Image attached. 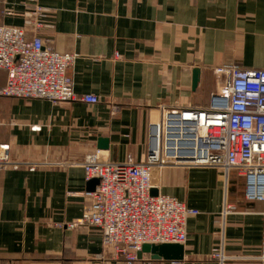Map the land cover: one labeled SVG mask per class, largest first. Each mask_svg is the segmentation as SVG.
Listing matches in <instances>:
<instances>
[{
  "label": "crops",
  "instance_id": "crops-1",
  "mask_svg": "<svg viewBox=\"0 0 264 264\" xmlns=\"http://www.w3.org/2000/svg\"><path fill=\"white\" fill-rule=\"evenodd\" d=\"M35 7L45 13L28 38L76 54L67 74L74 92L99 103L0 97V146L13 161L40 165L0 172V264H125L102 258L98 229L61 227L90 202L80 162L99 138L109 141L101 151L109 161H139L163 111L205 108L221 91L215 69L264 71V0H0V26L24 27ZM5 81L0 70V88ZM158 181L161 194L199 214L187 220L182 261L134 264H218L210 256L221 250L253 258L225 264H264L256 259L264 257V201L245 200L242 175L231 172L225 184L218 169L168 168ZM225 200L235 210L222 219Z\"/></svg>",
  "mask_w": 264,
  "mask_h": 264
},
{
  "label": "built area",
  "instance_id": "built-area-1",
  "mask_svg": "<svg viewBox=\"0 0 264 264\" xmlns=\"http://www.w3.org/2000/svg\"><path fill=\"white\" fill-rule=\"evenodd\" d=\"M44 10L35 7L24 16V27L0 26V70L6 81L0 97L44 100L52 103L80 101L96 105L94 95L77 96L68 71L76 54H60L27 29L37 31L36 18ZM35 18V19H34ZM222 80L219 93L211 94L205 108L163 111L148 127L147 150L139 161H109L98 150L87 153L80 166L86 182L98 179L81 218L61 227L75 230L94 227L101 236L102 258L134 264L145 244H180L187 240L186 224L198 211L189 209L173 197L161 194L159 180L168 168H212L221 170L225 184L231 172L245 178L244 198L264 201V71H245L236 65L214 70ZM117 109L113 110V113ZM39 164L13 161L8 146H0V172ZM157 195L152 196L151 190ZM235 207L225 200L221 218ZM264 262V257L256 258ZM210 260L251 261L248 257H228L221 251Z\"/></svg>",
  "mask_w": 264,
  "mask_h": 264
},
{
  "label": "water",
  "instance_id": "water-1",
  "mask_svg": "<svg viewBox=\"0 0 264 264\" xmlns=\"http://www.w3.org/2000/svg\"><path fill=\"white\" fill-rule=\"evenodd\" d=\"M200 70L194 69L192 71V90L195 91L200 81ZM109 148V141L106 138H99L97 140L96 149L98 151H107ZM99 184L98 179H92L88 183V192H94L96 186ZM151 195L156 196L157 191L151 190ZM183 245L180 244H161L151 245L145 244L142 246L141 251L137 254L139 261L143 259V256H149L151 261H168V262H180L183 260Z\"/></svg>",
  "mask_w": 264,
  "mask_h": 264
}]
</instances>
